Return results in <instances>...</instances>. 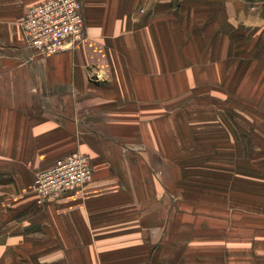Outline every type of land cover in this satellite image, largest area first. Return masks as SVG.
<instances>
[{"label": "crops", "instance_id": "crops-1", "mask_svg": "<svg viewBox=\"0 0 264 264\" xmlns=\"http://www.w3.org/2000/svg\"><path fill=\"white\" fill-rule=\"evenodd\" d=\"M43 1L0 0V264H264V213L207 210L233 199L234 139L249 158L251 113L218 105L249 98L264 0H82L86 38L46 56L18 25ZM73 151L92 179L37 204L35 172Z\"/></svg>", "mask_w": 264, "mask_h": 264}, {"label": "built area", "instance_id": "built-area-1", "mask_svg": "<svg viewBox=\"0 0 264 264\" xmlns=\"http://www.w3.org/2000/svg\"><path fill=\"white\" fill-rule=\"evenodd\" d=\"M26 43L38 55L74 49L85 38L82 0H45L29 7L18 21ZM91 157L73 151L57 158L33 177L36 203L44 205L93 177Z\"/></svg>", "mask_w": 264, "mask_h": 264}, {"label": "rangeland", "instance_id": "rangeland-1", "mask_svg": "<svg viewBox=\"0 0 264 264\" xmlns=\"http://www.w3.org/2000/svg\"><path fill=\"white\" fill-rule=\"evenodd\" d=\"M19 25V24H18ZM21 28V27H20ZM23 32V31H22ZM258 51H250L249 53L251 55L248 58V63L250 67V85L249 89L252 93L254 89V93L249 95V89H246L247 85L244 84V87L241 86V81L235 84L237 86V90H240L241 92L247 93L248 92V100H240L238 96L235 94L233 97V102L231 103L228 99V105L222 104L218 105L219 108L221 107L222 111L229 112V111H239L243 113H251V119L248 121V125L250 126V130H248V133L245 130H241L240 137L243 139H246L249 141V143H246L249 146L250 151L248 152L249 158H247L246 153H241V145L239 143H236V139H234V145H238V151L237 149L234 150V156L235 161L233 164V176H229L233 179V187L228 188V191L231 192V196L233 199H224V204L217 205L212 202V206H208V209H215L216 211L225 210L230 206L233 210L228 212V217H232V221L234 225H242L244 223L243 219L245 218L246 224L256 222V217L253 218L250 216H241L240 214L247 213L246 211L249 210V212H259L260 214L264 213V140L258 139V135L262 132H264V78L261 75H264V62L259 59V57L256 55ZM241 54H245V51H239ZM259 82V83H258ZM257 85L260 89L257 90ZM262 91V96L259 94V92ZM191 92V91H189ZM189 92H186L181 95V99L179 100V103L175 108L176 110L181 109L185 110L186 108H190L188 105V102L191 101H197V96H194L195 93H191L189 95ZM237 93V91H235ZM234 92V93H235ZM261 98V99H260ZM199 99V98H198ZM226 100V99H225ZM193 105H196L195 103ZM192 105V106H193ZM199 105V106H198ZM198 107L207 108L210 109L209 106H211L209 103H201L200 101L197 104ZM197 107V109H198ZM187 110H191L187 109ZM194 111L196 109H193ZM192 110V111H193ZM194 113V112H193ZM259 118V119H256ZM236 122H242L244 123V127L246 124V120L243 121H236ZM240 125V124H239ZM254 134H257L255 137H253ZM204 135V134H203ZM261 137V136H260ZM237 138V137H235ZM239 138V137H238ZM263 138V137H261ZM209 141H205L203 139V143H206ZM191 143V142H188ZM192 144V143H191ZM189 144L188 146H190ZM205 152H202L201 158L203 159H210L209 157L204 154ZM195 153H187V159H194L193 155ZM192 155V157H189ZM195 160V159H194ZM250 162V166L248 163ZM250 169V170H249ZM249 170V172H247ZM226 168H218L215 172V178H221L225 177L227 174ZM231 190V191H230ZM229 196V194H228ZM199 208H204L205 206H199ZM187 207H190L189 204H187ZM235 209H241L240 213L238 210ZM239 213V214H238ZM222 216L216 217H210L209 220L211 222H214V219L217 222H220V224H225L226 222V216L225 212L220 213ZM259 214V215H260ZM264 217V215H263ZM261 223H264L262 221Z\"/></svg>", "mask_w": 264, "mask_h": 264}]
</instances>
